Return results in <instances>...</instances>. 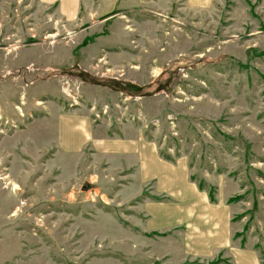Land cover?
Listing matches in <instances>:
<instances>
[{"label": "rangeland", "instance_id": "1", "mask_svg": "<svg viewBox=\"0 0 264 264\" xmlns=\"http://www.w3.org/2000/svg\"><path fill=\"white\" fill-rule=\"evenodd\" d=\"M53 107L135 117L264 264V0H0V264H237L191 250L130 158L64 154Z\"/></svg>", "mask_w": 264, "mask_h": 264}, {"label": "crops", "instance_id": "2", "mask_svg": "<svg viewBox=\"0 0 264 264\" xmlns=\"http://www.w3.org/2000/svg\"><path fill=\"white\" fill-rule=\"evenodd\" d=\"M40 1L45 4L57 3L59 12L66 18H72L81 0ZM86 97L94 98L89 93ZM48 114L47 118L56 119V127L60 132L58 147L64 151V154L72 155L90 144L96 154H104V156L113 154L130 158L129 164L136 166V169L139 166L146 181L154 180L156 192L163 193L168 198L166 200L168 221L190 220L191 235L186 241L192 244L190 245L191 250L200 249V253L208 255L214 249L230 247L234 250V252L229 250V253L234 257L235 263L259 264L256 253L251 249L230 246V221L225 218L227 217L226 208L222 207L217 200L211 202L207 192L198 188L190 179L183 160L170 161L162 157L152 142L144 137L143 131L132 123L131 120L135 117L132 116L122 122L118 129L120 134L111 136L107 135L106 130L112 122L92 124L89 109L88 112L78 113L65 112L53 107L49 109ZM45 119L46 117L34 119L30 128L35 123H44ZM95 133L99 135L95 136ZM144 150L148 156L144 155ZM132 157L138 159L137 165L130 161ZM172 209L175 210V214H171Z\"/></svg>", "mask_w": 264, "mask_h": 264}, {"label": "trees", "instance_id": "3", "mask_svg": "<svg viewBox=\"0 0 264 264\" xmlns=\"http://www.w3.org/2000/svg\"><path fill=\"white\" fill-rule=\"evenodd\" d=\"M116 88L118 89L119 86H117ZM160 154H161L165 159L170 160V161H174V160H172L171 158H169V157L163 155L162 153H160ZM190 179L193 180L192 177H190ZM198 188H199V189H204V186L198 184ZM207 194H208V198H209V200H210L211 202H215V201H216V198H215V196H214L213 193L208 192Z\"/></svg>", "mask_w": 264, "mask_h": 264}, {"label": "built area", "instance_id": "4", "mask_svg": "<svg viewBox=\"0 0 264 264\" xmlns=\"http://www.w3.org/2000/svg\"><path fill=\"white\" fill-rule=\"evenodd\" d=\"M52 74H54V76H58V75H62V76H64V74L61 73V70H58L57 74L53 71ZM62 76H61V77H62ZM127 97L129 98V96H127Z\"/></svg>", "mask_w": 264, "mask_h": 264}, {"label": "bare ground", "instance_id": "5", "mask_svg": "<svg viewBox=\"0 0 264 264\" xmlns=\"http://www.w3.org/2000/svg\"><path fill=\"white\" fill-rule=\"evenodd\" d=\"M65 89H66V90H65ZM63 90L65 91L66 94L69 93V92H68L69 90L67 89V87H65Z\"/></svg>", "mask_w": 264, "mask_h": 264}]
</instances>
